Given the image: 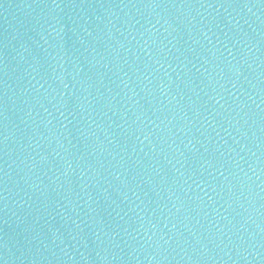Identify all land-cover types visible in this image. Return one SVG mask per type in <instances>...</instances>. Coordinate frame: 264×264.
<instances>
[{
    "label": "water",
    "instance_id": "obj_1",
    "mask_svg": "<svg viewBox=\"0 0 264 264\" xmlns=\"http://www.w3.org/2000/svg\"><path fill=\"white\" fill-rule=\"evenodd\" d=\"M0 264H264V0H0Z\"/></svg>",
    "mask_w": 264,
    "mask_h": 264
}]
</instances>
